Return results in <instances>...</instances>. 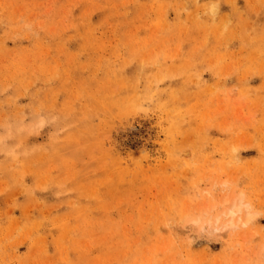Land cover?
<instances>
[{
	"label": "rangeland",
	"instance_id": "obj_1",
	"mask_svg": "<svg viewBox=\"0 0 264 264\" xmlns=\"http://www.w3.org/2000/svg\"><path fill=\"white\" fill-rule=\"evenodd\" d=\"M0 264H264V0H0Z\"/></svg>",
	"mask_w": 264,
	"mask_h": 264
},
{
	"label": "bare ground",
	"instance_id": "obj_2",
	"mask_svg": "<svg viewBox=\"0 0 264 264\" xmlns=\"http://www.w3.org/2000/svg\"><path fill=\"white\" fill-rule=\"evenodd\" d=\"M240 211H241V206H239V205H234V206L232 207V209L230 210V214H231L232 216H234V215L238 214ZM250 221H251V218H250V217H247L242 223H243V224H248Z\"/></svg>",
	"mask_w": 264,
	"mask_h": 264
}]
</instances>
